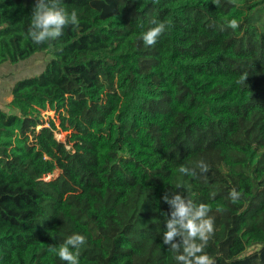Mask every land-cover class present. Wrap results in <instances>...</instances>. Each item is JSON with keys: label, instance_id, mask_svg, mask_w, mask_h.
<instances>
[{"label": "trees", "instance_id": "1", "mask_svg": "<svg viewBox=\"0 0 264 264\" xmlns=\"http://www.w3.org/2000/svg\"><path fill=\"white\" fill-rule=\"evenodd\" d=\"M35 2L0 0V66L51 56L0 105V264H66L49 245L73 233L79 264H177L166 191L210 207L215 264H264V0H63L79 27L39 45Z\"/></svg>", "mask_w": 264, "mask_h": 264}, {"label": "clouds", "instance_id": "2", "mask_svg": "<svg viewBox=\"0 0 264 264\" xmlns=\"http://www.w3.org/2000/svg\"><path fill=\"white\" fill-rule=\"evenodd\" d=\"M211 2L217 7L220 5V0ZM151 23L154 26L141 34L146 47L154 46L167 27L166 22H157L155 19ZM225 23L226 27L232 30L239 27L237 19L226 20ZM69 25L75 30L80 21L75 10L69 13L63 6V0H36L26 38H30L34 44H43L61 37L64 28ZM245 80L246 73L240 82ZM196 168L202 173L209 171L204 161H199ZM178 170L187 176H197L195 168L181 165ZM241 196L242 192L236 188L229 191L232 203H237ZM162 200L169 206V211L163 213L165 227L162 243L174 254L177 264H215L213 258L205 252L209 240L214 235V218L209 215L210 207L204 203H195L181 191H166ZM85 243L84 235L73 233L59 244H50L49 252L66 264H79L80 249Z\"/></svg>", "mask_w": 264, "mask_h": 264}, {"label": "rangeland", "instance_id": "3", "mask_svg": "<svg viewBox=\"0 0 264 264\" xmlns=\"http://www.w3.org/2000/svg\"><path fill=\"white\" fill-rule=\"evenodd\" d=\"M50 57V55L45 53H37L28 60L21 61L17 64L6 63L0 66V105L9 103L12 100L11 90L13 85L18 81L39 76L46 69ZM61 113L62 111L56 113L48 109L42 112V118L46 126H48L50 120L55 121L58 127V130L55 132L57 140L66 142L69 132L63 131L60 127ZM60 173L57 170L53 175H49L45 179L50 180L56 178Z\"/></svg>", "mask_w": 264, "mask_h": 264}, {"label": "crops", "instance_id": "4", "mask_svg": "<svg viewBox=\"0 0 264 264\" xmlns=\"http://www.w3.org/2000/svg\"><path fill=\"white\" fill-rule=\"evenodd\" d=\"M14 86V85H13Z\"/></svg>", "mask_w": 264, "mask_h": 264}]
</instances>
